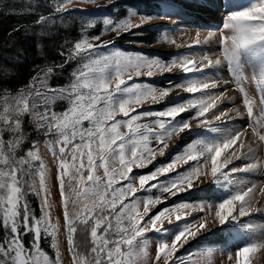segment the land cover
Returning a JSON list of instances; mask_svg holds the SVG:
<instances>
[{
  "label": "snow or ice",
  "instance_id": "6c2138e0",
  "mask_svg": "<svg viewBox=\"0 0 264 264\" xmlns=\"http://www.w3.org/2000/svg\"><path fill=\"white\" fill-rule=\"evenodd\" d=\"M192 2L207 8L211 0ZM72 3L55 0L53 12H69ZM39 9L36 0H24L18 10L35 15L33 24L45 28L53 13L45 15ZM176 17L181 13L172 0H161L156 16L135 7H129L123 18L93 16L85 30L99 21L101 35H83L69 47L62 46L58 55L63 59L36 65L22 86L13 87L11 81L23 52L0 63V264H215L217 252L221 264H253L254 255L264 250L261 239L234 250L181 253L212 225L239 224L241 218L264 211L258 206L264 203V180L245 178L255 172L264 175V0L229 10L222 29L196 31L185 47L213 40L219 45L218 53L199 60L188 54L166 58L119 49L100 51L113 43H97L104 34L116 33L119 38L154 19ZM22 27H14L9 36ZM202 31L208 34L202 37ZM160 40L181 47L167 31ZM72 61H78L79 67L70 80L52 84L53 75ZM222 67L231 79L190 75ZM246 67L253 69L258 99L244 86L249 79ZM174 71L183 75L179 82L168 80L166 87L132 82ZM229 84L235 89L223 87ZM232 90L241 95L243 110L220 107L225 99L234 101L227 95ZM174 92L177 95L167 100ZM145 104L163 107L141 111ZM238 119L243 121L239 127L233 123ZM196 128L202 130L196 133L199 138L182 146L174 143ZM204 133H211V138ZM170 147L180 148L170 161L148 174L131 175L134 168L153 164ZM49 154L55 168L51 178L45 161ZM206 181L221 194L199 196ZM54 188L62 209L55 218ZM141 192L146 195L139 196ZM29 195L39 199V214ZM178 196L179 202L153 213ZM242 227L257 231L250 224ZM149 233L157 237L154 253ZM78 234H82L79 242ZM46 239L52 253L41 246Z\"/></svg>",
  "mask_w": 264,
  "mask_h": 264
},
{
  "label": "rangeland",
  "instance_id": "374dc122",
  "mask_svg": "<svg viewBox=\"0 0 264 264\" xmlns=\"http://www.w3.org/2000/svg\"><path fill=\"white\" fill-rule=\"evenodd\" d=\"M123 2V5L126 6V14L122 13V14H118V13H112V14H108V15H102V16H112V17H121L123 18L124 16L127 15V10L129 7H133V5L135 3H140V4H155L159 7L160 10V4H161V0H120ZM219 3H227L228 1L231 0H216ZM237 2V8L231 7L228 4H223V8H220V12L222 14H224V16L221 17V19L218 21V23H216L214 25V30H218V29H222V24L224 21V18L227 14V12L229 10H242L244 7H246L249 3L250 0H234ZM132 2L134 4H132ZM107 5L105 2H99V3H87L84 0H73V3L69 6V8L71 9H75V8H80V9H87V10H91V9H95L98 6H104ZM140 13L143 14H147V15H152V16H156V13H147L145 12V10H138ZM159 12V11H158ZM100 16V17H102ZM162 19H154L152 20L150 23H146L144 24L141 28L139 29H134L132 32H127V33H122L120 34L119 38H116V33H107L101 36V41L97 42V43H102L103 41H113L112 44L109 45V47L107 48H101L100 51L102 53H108L111 52L113 49H119L121 51H125V52H129V53H142V54H146L149 56H153V55H160L161 57H170V56H174L177 54H188L192 57V55L194 54L193 51H188L187 49H179V50H174L175 48H179L176 47L174 45L162 42L160 40V35L162 32L167 31L172 38H178L181 36L182 31H178L177 33L173 34L171 33V30L168 29V27H162L159 26L157 24H155L157 21H161ZM163 21V20H162ZM164 21H170V20H164ZM135 22H139L138 20H136ZM101 26H102V30L101 33L103 31V25L102 22ZM133 33H138V34H133ZM145 33H153L156 36L157 39V43H155L154 45H147L144 44L142 42H139L141 40H139L140 35L145 34ZM101 35V34H100ZM183 40H180V42H177V45H181L182 46ZM194 50V49H191ZM216 52H219V45H216L215 48ZM79 67V66H78ZM222 74H225V76L227 77V79H231L230 73L227 71V69L225 67H222L221 70ZM245 74L248 76V81L245 83V87L248 89L249 94L251 96H253L254 98L258 99V93L256 91V83L252 80V75H253V69L251 67H246L245 68ZM183 74L180 73L179 71H174L172 73H165L163 75H157L154 76L152 78H147V77H139V78H134V80L132 82H139V83H143V82H147V83H152L155 85H162V86H167V81L168 80H172L174 83L179 82V78L182 76ZM191 75V74H190ZM193 78H196L197 76L191 75ZM229 89H235V84H229ZM173 94V93H172ZM238 97L240 98V104H241V110H243V106H242V98L241 95L239 94V92L237 91ZM189 94L185 93L182 94L181 96H185L188 97ZM173 98H167V100H172ZM229 108L232 107V104L228 105ZM163 107V104H159V105H149V104H145L143 105V107L140 109L141 111H145V110H149L150 108H152L153 110H159ZM188 114L185 113L184 114V118H187ZM243 123V121L239 122V125H241ZM197 129V128H196ZM200 131H196L193 130V132L191 134H185L184 139L180 142H177L176 144L179 145H183L185 143L191 142L192 140H195L197 138H199L196 133H199ZM205 136L211 138V134H207L204 133ZM41 150L42 153L45 151L43 149V146H41ZM180 148H176L173 149L172 147H170L166 152L167 154L160 159L159 156L157 157V159L153 162V164L148 165L147 167L144 168H134L133 172L131 173L132 176L134 177H138L140 175H145L150 173L151 171H153L155 169V167L159 166L160 164L163 163H167L168 161H170V159L172 158V155H174L177 151H179ZM45 161L46 163L49 165V175L50 178L54 175L55 172V168L53 166V161L52 158L49 155H45ZM240 163V162H239ZM183 170V169H180ZM247 178H252L253 180H264V175H262L261 173L259 174V176H254V177H247ZM161 179H165L164 177H161ZM54 182L50 179V183ZM209 185L206 189H204V192L198 193L199 196L201 197H211L213 194L215 195H220L221 193L217 192L215 190V187L213 185H211V181H208ZM153 194H157L156 190H153ZM139 196H144L146 195L145 193H138ZM53 199H54V209H53V217H57L60 215V212L62 211L61 208H59V193L56 191V189H53ZM181 200V197L178 196L176 198H171L167 201V204L164 205H158L156 209H153V213L157 210H159V208L165 207V206H170L172 205L174 202H179ZM38 203H39V199H38ZM193 215H203V213H194ZM62 217H61V223H62ZM264 222V220H263ZM165 227H169V225L165 224ZM150 238L153 239V248L152 251L154 253L155 251V239L156 234L155 233H149ZM253 234L252 233H248L244 228H242L239 225H233L232 223H226L224 226H220L219 224H215L212 225L210 228V231H208L207 233H205L203 236L199 237L197 241H192L190 242L188 245L185 246V249H181V253H184L185 250L188 251H195L198 249H235L238 246H242L243 244H245L246 242H250L253 239ZM63 241V236H61L60 238ZM262 239V238H261ZM260 239V240H261ZM49 241V246L47 245V247H45V249L47 250V248H50V240ZM48 251V250H47ZM50 253V252H49ZM181 253H178V255H180ZM259 253V252H258ZM260 258L255 257V261L253 260V264H264V251L258 254ZM253 257V258H254ZM256 258L258 259L256 260ZM215 264H221V257H220V253L217 252L216 253V257H215Z\"/></svg>",
  "mask_w": 264,
  "mask_h": 264
},
{
  "label": "trees",
  "instance_id": "16d2710c",
  "mask_svg": "<svg viewBox=\"0 0 264 264\" xmlns=\"http://www.w3.org/2000/svg\"><path fill=\"white\" fill-rule=\"evenodd\" d=\"M36 2L40 5L39 11L43 14L53 13L52 21L45 28L33 24L36 19L35 15H23L19 12L18 9L24 4V0H0V13H2L0 14V63L13 60L16 52L22 51L24 54L11 81L13 87L26 84L33 75V69L36 65H51L53 62H60L63 58L58 53L62 46L64 48L69 47L72 42L81 39L83 35L89 37L100 35L102 26L99 21L95 27L85 30L86 22L93 16L99 18L102 15L112 13L126 14V6L120 0H97V3L105 2L107 5L98 6L91 10L83 9L84 11H71L70 8L69 12L63 14L53 12L55 0H36ZM132 4L134 3L132 2ZM133 7L137 10H145L147 13H158L159 11V7L155 4L135 3ZM12 8H16L17 11H11ZM18 25L25 27L9 36L13 28ZM138 37L141 40L139 42L148 46L157 43L153 33H145ZM37 45L40 47L38 48ZM78 66V61L68 63L53 75L51 83L54 85L66 84L71 78V73ZM28 198L33 209L39 214L38 198L34 195H29ZM81 238L82 234H78V242ZM47 245L49 246L48 239L41 242L44 249ZM47 250L52 253L51 248L48 247Z\"/></svg>",
  "mask_w": 264,
  "mask_h": 264
},
{
  "label": "bare ground",
  "instance_id": "6f19581e",
  "mask_svg": "<svg viewBox=\"0 0 264 264\" xmlns=\"http://www.w3.org/2000/svg\"><path fill=\"white\" fill-rule=\"evenodd\" d=\"M172 2L175 5V8L178 12L181 13V17H176L173 20L170 21H157L155 24L162 26V27H168L169 30H171V33L175 34L178 31H182L181 36L178 38H174L176 43L180 42V40H183L182 46L179 48H175L174 50H179V49H187L188 51H193L194 54L192 55V57L196 58L197 60L200 59V57H202L203 55H213L214 53H218L215 51L216 48V41L213 40L211 43L209 44H202L199 46H193L192 48H187L184 45H186L187 43L190 42V38L194 37L196 34V31L198 30H202V29H210V30H214V25L216 23H218V21L221 19L222 16H224V14H222L220 12V8H223V4H228L231 7L237 8V2L234 0L228 1L227 3H219L216 0H211V3L209 4V6L207 8H198L196 6H194L192 0H172ZM208 34L207 31H202V37L206 36ZM194 49V50H191ZM222 68H215V69H207L205 70L204 73H195V74H191L197 77L200 76H204L208 79H227V77L225 76V74H222L221 72ZM223 87H229V85L227 86H223ZM231 89V88H230ZM234 89V88H233ZM218 90H223V88L218 89ZM185 94L183 92L180 93V95ZM177 93H173L171 96H169V98H173L174 96H176ZM228 96H231L234 98L233 102H229L227 101V99H225L221 104L220 107L222 108H229V104H232L233 106H238L241 108V104H240V98L238 97L237 91L232 90V91H228L227 93ZM232 106V107H233ZM242 109V108H241ZM242 120H237L233 123L236 124V126H240L239 122H241ZM218 123V122H216ZM196 131H202L201 129L197 128L194 129ZM208 134V133H207ZM211 134V133H209ZM212 135V134H211ZM182 140H177L174 141V143L180 142ZM167 154V152H165V155ZM164 155V156H165ZM164 156H159L160 159H162ZM236 163H239V161H237ZM259 172H255V173H250L247 174V176H245L246 179L249 180H253L252 178H247V177H256L259 176ZM243 175V174H241ZM255 182H259L258 180H253ZM209 185V182L206 181L202 187L203 189H206ZM261 207H264V203H262L261 205H258ZM264 211H261L259 213L253 212L251 216H247V217H243L240 219V223H233V222H229L232 223L233 225H239L242 227V225H246V224H250L253 226V228L257 229V231L250 232L253 234V239L255 240H260L261 238L264 239V231H261V229H264ZM244 228L248 233L249 230L245 227ZM264 250H262L261 252H263ZM259 252V253H261ZM259 253L255 254V257H259ZM255 257L253 258V260L255 261ZM256 258V260L258 259ZM259 261V259H258Z\"/></svg>",
  "mask_w": 264,
  "mask_h": 264
}]
</instances>
